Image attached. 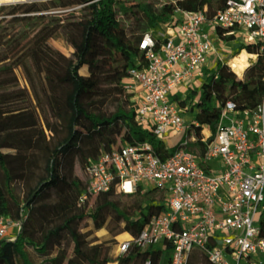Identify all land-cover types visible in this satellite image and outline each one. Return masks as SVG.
I'll list each match as a JSON object with an SVG mask.
<instances>
[{"label": "trees", "instance_id": "trees-1", "mask_svg": "<svg viewBox=\"0 0 264 264\" xmlns=\"http://www.w3.org/2000/svg\"><path fill=\"white\" fill-rule=\"evenodd\" d=\"M227 2L178 0L156 7V0H51L0 9V216L22 221L15 237H0V264H65L56 254L68 231L78 253L67 264H122L128 256L131 264H171L172 244L146 252L132 248L117 256L105 251L99 256L101 245H94L97 238L86 237L78 227L80 221L90 219L95 230L111 237L128 233L134 239L149 217L167 209V193L159 187L133 193L112 189L89 194L81 203L87 178L74 172L70 156H77L86 171L90 157L114 145L149 142L163 158L175 150L178 144L168 147L138 123L134 91L123 83L125 71L141 56L139 43L145 34L163 28L177 6L211 16ZM69 8L54 14H23L29 9ZM62 13L61 18L54 17ZM10 24L15 28L5 32ZM218 31L225 34L221 28ZM61 35L73 47L69 57L48 45ZM48 73L63 86L65 109L60 123L66 134L44 146L45 129L59 124ZM263 97L264 52L243 77L220 63L200 88L191 89L185 98L176 97L197 120L188 132L197 137L191 149L199 156L205 154L228 100L237 109H247L256 107ZM34 178L37 184L32 186ZM259 224L264 237V213ZM186 264L212 263L206 253L196 250Z\"/></svg>", "mask_w": 264, "mask_h": 264}, {"label": "built area", "instance_id": "built-area-1", "mask_svg": "<svg viewBox=\"0 0 264 264\" xmlns=\"http://www.w3.org/2000/svg\"><path fill=\"white\" fill-rule=\"evenodd\" d=\"M48 1L0 0V9ZM69 10L29 9L23 14ZM231 34L234 37L228 39L226 35ZM215 41L224 47L231 43L243 47L226 61ZM139 49L141 56L134 58L123 78L127 90L134 91L137 121L164 141L166 136L180 134L178 146L164 158L149 142L103 149L88 159L87 185L80 202L89 194L112 189L133 193L139 188L145 192L144 183L148 189L159 187L167 193V209L149 217L138 237L124 240L121 253L172 244L171 264H186L196 250L206 253L212 264H264L259 224L264 213V97L256 107L247 109H237L228 100L215 139L203 156L190 147L197 137L188 132L197 120L184 115L186 109L176 98L200 88L220 63L240 76L231 60L242 50L256 55L248 68L257 62L264 52V0H228L225 8L211 16L177 6L163 28L145 34ZM21 223L0 216V237Z\"/></svg>", "mask_w": 264, "mask_h": 264}, {"label": "rangeland", "instance_id": "rangeland-1", "mask_svg": "<svg viewBox=\"0 0 264 264\" xmlns=\"http://www.w3.org/2000/svg\"><path fill=\"white\" fill-rule=\"evenodd\" d=\"M178 0H156L155 6L156 7H161L164 4H169V3H176ZM6 8V7H5ZM65 14H59V15H54L55 18H61L62 16H64ZM17 26V25H16ZM3 26H0V33L2 32L3 28H1ZM13 28L15 27H11V24L5 29V32H9L10 30H13ZM217 47L219 48V53L222 57V59L229 61L230 58L238 51V49L240 48L238 44H234L231 43V47L227 46L224 47V45L218 41H215ZM48 45L49 47L54 50L57 54H59L62 57H69L72 53L73 47L70 46L67 41L65 40V38L61 35L57 38H52L48 41ZM249 49H254V48H249ZM256 49V48H255ZM48 78L52 79V77L50 75L47 74ZM203 80V79H202ZM202 80L200 82H202ZM49 86L52 90V100L55 106L56 111L58 112V116H59V121H58V127L57 128H47L45 129V133L43 138L41 139V142L44 146H48L51 143L55 144L56 142V138H62L65 136L66 134V128L65 126L60 123L62 122V117H63V113H64V102L62 100L63 97V86L62 84H60L59 82H50L48 80ZM184 88V87H183ZM182 88V89H183ZM181 89V90H182ZM187 88L183 89L186 90ZM182 90V91H183ZM123 104H127L126 99H123ZM61 109V111L59 110ZM184 115L188 118V119H193L195 118V114H192L190 112H186L184 110ZM180 134H178L176 137H171V136H166L165 138V142L171 147L174 146L179 138H180ZM71 166L74 169V172L81 175L82 177L87 178L86 175V171L85 169L81 166L82 162H79L78 157L75 155H71ZM42 165L44 167L45 165V160L42 161ZM41 174H44V169L42 168L40 170ZM31 184L32 186H35L37 184V179L34 178L31 180ZM144 188L145 190H148L149 186L148 184L144 183ZM23 190L25 192L28 191V187L25 185L23 186ZM81 203H79L80 205ZM78 205V206H79ZM90 205H92V202L90 203ZM78 212V207L75 211V213L77 214ZM78 227L80 228V230L85 232V235L87 238L92 239V238H97V240L95 241L94 245H101V249H100V254L99 256H102L103 252H108L110 255L113 256H117L120 252L119 248L121 243L130 238V235L128 233H124L121 234L117 237H111L109 235H106L105 231H97L94 229L93 227V223L90 219H84L82 221H80L78 223ZM14 229V228H12ZM11 229V230H12ZM15 232H17L16 234H9L7 235L8 238H13L15 237L14 235L18 234V228H15ZM91 253V250H88ZM78 253V251L75 248V245L73 243V241L70 239V233L69 231L66 233L65 236V240H64V244L62 245V247L58 250L56 257L57 258H61L63 260V262L65 264H67V260L68 258L72 257V256H76V254ZM34 258L37 260V262H41V257L37 254V253H33ZM112 264H120L119 262L116 263H112ZM122 264H131V256H128L126 258V260L122 263Z\"/></svg>", "mask_w": 264, "mask_h": 264}, {"label": "bare ground", "instance_id": "bare-ground-1", "mask_svg": "<svg viewBox=\"0 0 264 264\" xmlns=\"http://www.w3.org/2000/svg\"><path fill=\"white\" fill-rule=\"evenodd\" d=\"M256 55L247 51L242 50L236 57L231 60L233 69L240 75L244 76V72L249 66V60L255 58ZM54 82H58L54 76H52ZM61 111V109H59Z\"/></svg>", "mask_w": 264, "mask_h": 264}, {"label": "crops", "instance_id": "crops-1", "mask_svg": "<svg viewBox=\"0 0 264 264\" xmlns=\"http://www.w3.org/2000/svg\"><path fill=\"white\" fill-rule=\"evenodd\" d=\"M48 75H50L51 77L53 76V75H52V74H50V73H48ZM47 80H49L50 82H52V81H53L52 79H50V78H48V77H47ZM15 230H16L15 228H14V229H12V230H11V232H10V234H16L17 232H15ZM14 236H16V235H14Z\"/></svg>", "mask_w": 264, "mask_h": 264}]
</instances>
